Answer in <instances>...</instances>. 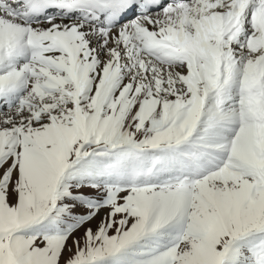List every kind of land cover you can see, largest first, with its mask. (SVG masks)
<instances>
[{
    "label": "snow or ice",
    "instance_id": "snow-or-ice-1",
    "mask_svg": "<svg viewBox=\"0 0 264 264\" xmlns=\"http://www.w3.org/2000/svg\"><path fill=\"white\" fill-rule=\"evenodd\" d=\"M0 264H264V0H0Z\"/></svg>",
    "mask_w": 264,
    "mask_h": 264
}]
</instances>
